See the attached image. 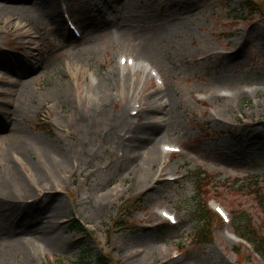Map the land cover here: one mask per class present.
Returning a JSON list of instances; mask_svg holds the SVG:
<instances>
[{
	"label": "rangeland",
	"instance_id": "374dc122",
	"mask_svg": "<svg viewBox=\"0 0 264 264\" xmlns=\"http://www.w3.org/2000/svg\"><path fill=\"white\" fill-rule=\"evenodd\" d=\"M242 1L117 0V13L92 18L87 17L90 9L76 10L84 6L83 0H65L63 12L69 5L67 11L87 29L82 39L70 41L65 39L63 14L60 12V23L56 25L38 6L28 11L35 28L32 43L30 38L17 37L15 30L8 31L7 22L0 25V90L20 91L16 103L15 94L0 93V176L7 162L3 148L16 127L26 136L40 135L60 145L75 143L78 125L83 123L68 128L66 113L70 114L69 105H77L76 96L72 91L69 100L47 99L45 93L52 82L62 83L64 78L72 90L73 83L86 89L88 79L97 82L108 78L115 85L116 102L99 114L94 125L97 139L90 145L95 152L93 162L83 163L80 170L93 176L86 182L84 175L77 174L75 182L68 181L67 190L57 188L56 194L51 193V198L64 200L70 216L63 231L51 218L39 221V225L49 227L57 243L54 249H35L32 264H82L94 262L100 255L107 257L109 264H130L127 253L146 247L158 249L156 255L163 257L162 264H264V259L237 235L245 233L242 228L249 225L258 237H264V0H259L256 13L244 8ZM112 2L104 0L100 7L105 9ZM106 18L114 20L110 28L95 24ZM161 22L167 40L160 51L149 58L139 55L136 36ZM117 27H129L130 35L114 34ZM82 50L86 51V59L79 62L88 71L79 73L77 80L72 67ZM120 56L133 57L144 70L120 63ZM13 60L26 73L30 71L20 76L26 83L30 81L26 87L1 81L4 76L17 78L3 69ZM151 69L158 71L162 82L154 78ZM129 73L131 80L127 82L122 75ZM215 85L224 100L210 96ZM155 91L166 96L164 102L168 97L172 99L170 112L160 114L168 128L154 134L140 151L144 153L152 144L162 149L164 143L180 146L182 151L165 154L148 168L150 174L142 173L139 181L135 179L136 170L111 174L118 152L105 117L116 113L130 97L128 114L136 120L140 103L135 99L143 100ZM7 112L10 117L16 113L15 121L8 125ZM156 119L160 120L159 115ZM30 154L16 157L27 178L33 174ZM162 166L165 174L154 181V174ZM146 174L150 175V186H155L152 191L145 192ZM95 181L103 182V187L94 188ZM111 192L118 193V197H112V202L102 200L99 212L93 214L98 199ZM216 204L227 209L230 223H224L216 214ZM161 209L174 212L180 224L163 227L167 221ZM199 209L204 210L210 226V233L204 237H199L205 225ZM6 223L1 221L0 225ZM19 236L0 237V258L6 260L0 264H26L20 252H11L20 250L16 242ZM138 260L139 256L132 259V264H139Z\"/></svg>",
	"mask_w": 264,
	"mask_h": 264
},
{
	"label": "bare ground",
	"instance_id": "6f19581e",
	"mask_svg": "<svg viewBox=\"0 0 264 264\" xmlns=\"http://www.w3.org/2000/svg\"><path fill=\"white\" fill-rule=\"evenodd\" d=\"M95 1L97 0H83L84 6L76 10L90 9L87 17L99 16L103 18L105 10L100 7V4L104 0ZM15 2H22L24 4L21 6H14L13 3ZM28 2H31V5L28 6L25 4ZM64 2L65 0H0V25L7 22L8 31L15 30L17 37L22 36L23 38H30L28 41L32 43L31 39L34 40L35 36H33V31L35 28H33L34 26L28 15V11L35 6H38L40 9H45L46 19L57 25L60 23V12H63L62 3ZM120 3L121 2H119V4ZM125 12L127 15L129 9ZM64 13L68 12L66 11ZM112 22L113 21L106 22L99 20V22L95 24L99 27L105 26L108 29L111 27L110 25ZM161 24L162 22L157 25L158 27L152 28L150 31H141L136 36L135 42L139 55L149 58L160 51L162 43L167 40V32L163 29ZM130 31L131 29L129 27H124L119 30L117 27V30L113 33H120L126 37L130 35ZM1 43L2 39L0 38V44ZM79 54L80 59L76 58L78 62L76 61L75 66L72 67L74 78L77 80L79 78V73L86 74L88 71L87 68L79 62L81 59H86V51L82 50ZM216 54L218 53H211L210 55ZM32 56L35 60V55ZM206 57H208V55ZM122 58H124V56H120V60ZM86 66L88 67L89 64L87 63ZM138 67H140L138 71H143L145 68L144 66L137 65L136 62L134 69L136 70ZM3 69L6 73L17 75L16 79H13V76H4L3 79H1L4 84H9L10 86L21 85L22 87H26L29 84L30 81L26 83L27 81H23L22 78H20V76H23L26 72L18 61L13 60L6 65L4 64ZM68 70L71 69L68 68ZM29 72L30 71L27 73ZM130 73L126 76L122 75V78L127 82H129V79L131 80ZM56 74L60 77L59 72H56ZM112 77L115 78L113 75ZM61 79L62 83L57 81L52 82L45 94L47 99L51 98L52 100L57 99L60 101L71 99L72 91L75 94L77 100L74 103L77 105H69L68 111L70 114L66 113L69 119L66 125L68 128H71V124L78 125L79 123H83V125H78V136L76 137L75 143L60 145L57 140H49L40 135L26 136L23 135L19 127H16L10 133L8 141L3 148L7 162L5 164L6 171L0 176V222L6 221L7 223L0 225V237L20 234V236L16 238V242H18L17 247L20 248V250L11 249V252H20L23 255L22 260L26 264L33 263V253H35V249L39 246H44V248L49 249L55 248L57 239L52 237L49 227L39 225L38 223L40 220L47 217L51 218L53 224L62 231L64 227H66V218L70 216V212L66 214L67 204L60 197H58L57 200L51 198L53 196L51 193L56 194L57 188L67 190L68 181L75 182L77 174L84 175L86 182L93 176L92 173L85 174V169H83V171L80 170L82 169L83 163H89L90 165L93 162L95 152L93 149H90V145L92 140L94 141L97 139L96 130L94 129V125L97 121L96 119L99 118V114H102L103 111L109 108L110 104L116 102L115 94L113 93L115 85L113 81L108 78L97 80V82H92L88 79L86 89H84L80 83H73V90L64 82V78ZM161 90L162 89H157L156 91L160 92ZM219 90L221 91L219 86L215 85L214 91L210 93V96L214 99L224 100L225 96L219 95ZM156 91L155 93L147 95L143 100H137L138 98L135 99L140 103L139 111L137 112V114L140 115L136 120H133L128 114L127 108L130 106V100L132 99L130 97L125 99L123 106H121L116 113L107 114L105 117V119L108 120L107 129L109 137L111 140H114L118 152V156L111 168V174L114 175L124 171V169L127 170V174L134 173V170H136L135 179L139 181L145 173L150 174V172H147L148 168H153L160 162L165 154H168L154 144L145 148L146 150L144 153L140 151L148 141L152 139L154 134L161 129L168 128V124L161 120L160 114L170 112L168 108L172 107V99L168 97V102H164L166 96H160L156 94ZM84 92L85 94H83ZM243 92L244 91L241 90L240 94ZM0 93H3L5 96L15 94L17 97L15 103L20 96V91H10L7 88L0 90ZM197 101L205 103L203 99H197ZM58 104L59 103L56 102V105ZM81 110H83V112ZM15 114L13 117H15ZM158 115L160 120L156 119ZM7 116L8 120L6 125L11 121H15V118L10 117L9 112H7ZM143 118L149 121L142 122L141 120ZM214 122H218V120H214ZM71 134L72 132L69 131V135ZM166 145L168 144L164 143L163 147ZM28 153H31L33 156V158L29 156L33 169L32 178H27L21 173L19 169L20 163L16 160L17 156H25ZM143 172L144 174H142ZM156 174H154V181L159 180L156 179L161 177L159 175L165 174V166H162ZM149 176L150 175L145 176L143 182L147 181ZM125 179H128V176L124 178V180ZM147 182L145 192L154 190L155 186H150V179ZM102 184L103 182L101 181H95L93 187L96 188L99 186L102 188ZM115 196L118 197V193L111 192L110 194L100 197L97 201L98 206L93 209L92 213L97 214L99 212L102 200L112 202V197ZM88 199H90V197H88ZM50 209L51 212L47 214L46 211ZM163 210L165 209H162L161 212ZM157 251L158 249L156 248L146 247L143 250L134 248L127 253L128 256L131 257L127 262L129 261V263L132 264L131 260L133 259L134 261V258L139 256V264H162L164 263L163 257L156 255ZM2 261L6 262V260L0 258V262ZM170 261H172V259Z\"/></svg>",
	"mask_w": 264,
	"mask_h": 264
},
{
	"label": "trees",
	"instance_id": "16d2710c",
	"mask_svg": "<svg viewBox=\"0 0 264 264\" xmlns=\"http://www.w3.org/2000/svg\"><path fill=\"white\" fill-rule=\"evenodd\" d=\"M260 3L261 1L259 0H243L242 1L243 7L248 10H251L254 13L259 11ZM262 202L264 203V198ZM197 212L201 218V221H203L205 224V225L203 224L204 226L199 231V237H204L205 235L210 233V226L207 224L208 220H207V216L205 215L204 210L199 209ZM242 230L245 233H241V236L245 237L251 243H253L255 250L264 257V237L263 239H262V236L258 237V234H256V231L251 230V226L249 225H246V227H244V229L242 228ZM82 264H109V262H108L107 257L100 255L95 258L94 262L84 261Z\"/></svg>",
	"mask_w": 264,
	"mask_h": 264
},
{
	"label": "snow or ice",
	"instance_id": "6c2138e0",
	"mask_svg": "<svg viewBox=\"0 0 264 264\" xmlns=\"http://www.w3.org/2000/svg\"><path fill=\"white\" fill-rule=\"evenodd\" d=\"M165 215H167V214H165Z\"/></svg>",
	"mask_w": 264,
	"mask_h": 264
}]
</instances>
